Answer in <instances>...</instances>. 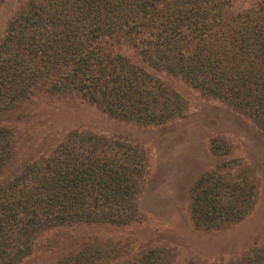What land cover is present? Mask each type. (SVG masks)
Here are the masks:
<instances>
[{"label": "trees", "instance_id": "16d2710c", "mask_svg": "<svg viewBox=\"0 0 264 264\" xmlns=\"http://www.w3.org/2000/svg\"><path fill=\"white\" fill-rule=\"evenodd\" d=\"M164 74L264 132V0L245 9L234 0H26L0 39V116L42 91L116 120L161 126L188 107ZM13 136L0 126V172L12 159ZM210 145L218 155L232 148L219 136ZM147 167L144 153L123 139L67 132L0 185V264L22 263L52 229L131 223ZM256 194L247 170L206 171L190 187L191 216L199 228L222 229L252 211ZM165 259L152 248L131 264ZM94 261L80 250L51 264ZM226 264H264V242Z\"/></svg>", "mask_w": 264, "mask_h": 264}, {"label": "rangeland", "instance_id": "374dc122", "mask_svg": "<svg viewBox=\"0 0 264 264\" xmlns=\"http://www.w3.org/2000/svg\"><path fill=\"white\" fill-rule=\"evenodd\" d=\"M257 0H234L236 9ZM26 0H5L0 8V39L9 20ZM187 100V110L161 126H141L113 119L95 106L70 96L37 92L0 116L11 128L14 153L0 172V185L25 164L40 160L67 132L89 130L120 138L141 150L147 171L138 199V216L126 225L78 224L42 233L35 252L20 264H51L85 250L93 264H131L145 250L161 249L169 264H226L253 244L264 242V132L250 119L219 100L202 95L178 78L165 75ZM231 145L228 154L211 150L213 137ZM233 177L247 170L257 194L252 211L222 229L195 225L190 187L204 172Z\"/></svg>", "mask_w": 264, "mask_h": 264}]
</instances>
